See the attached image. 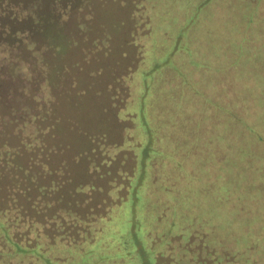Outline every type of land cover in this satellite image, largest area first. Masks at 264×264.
Instances as JSON below:
<instances>
[{
  "label": "rangeland",
  "instance_id": "1",
  "mask_svg": "<svg viewBox=\"0 0 264 264\" xmlns=\"http://www.w3.org/2000/svg\"><path fill=\"white\" fill-rule=\"evenodd\" d=\"M0 264H264V0H0Z\"/></svg>",
  "mask_w": 264,
  "mask_h": 264
}]
</instances>
